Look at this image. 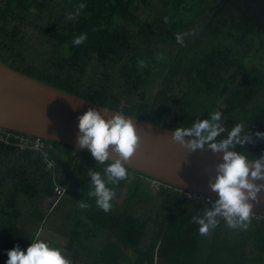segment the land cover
Wrapping results in <instances>:
<instances>
[{"label":"trees","instance_id":"obj_1","mask_svg":"<svg viewBox=\"0 0 264 264\" xmlns=\"http://www.w3.org/2000/svg\"><path fill=\"white\" fill-rule=\"evenodd\" d=\"M0 59L174 130L218 123L211 143L240 125L227 151L264 161V0H0ZM46 141L50 166L42 152L0 141V264L36 239L72 264H264V216L251 212L247 230L234 217L232 227L223 213L208 216L218 200L186 198L126 165L128 179L113 185L111 160ZM92 172L116 193L107 213L91 194ZM148 178L167 186L155 190ZM55 185L65 189L51 207Z\"/></svg>","mask_w":264,"mask_h":264},{"label":"water","instance_id":"obj_2","mask_svg":"<svg viewBox=\"0 0 264 264\" xmlns=\"http://www.w3.org/2000/svg\"><path fill=\"white\" fill-rule=\"evenodd\" d=\"M90 109L100 112L106 119L122 112L38 80L0 59V127L91 152L79 144L83 135L79 118ZM122 113L133 121L140 137L139 147L125 162L127 167L220 200L212 185L221 174L219 166L225 163V151L214 150L208 141L193 149L189 145L195 137H185V143H180L173 139L174 129ZM113 149L114 146L109 149L111 161L119 158ZM247 161L250 171L255 170V162ZM261 173L264 175V168ZM248 180L260 190L255 199L249 195L247 203L252 205V212L264 216V178L253 179L249 174Z\"/></svg>","mask_w":264,"mask_h":264},{"label":"clouds","instance_id":"obj_3","mask_svg":"<svg viewBox=\"0 0 264 264\" xmlns=\"http://www.w3.org/2000/svg\"><path fill=\"white\" fill-rule=\"evenodd\" d=\"M85 5L81 4L80 8ZM179 39V34H177ZM87 39V34H82L75 38L73 43L81 45ZM221 113L214 112L211 116V121L217 122L220 120ZM79 129L83 135L79 138L80 146L87 147L91 151V155L99 164H104L110 161V147L114 146V152L119 155L104 169L108 183L113 185L119 184L121 180L128 179V169L125 162L128 161L139 147L140 137L133 121L127 118L122 112H117L110 118H105L96 110H88L79 118ZM241 126L237 125L230 133L227 140L220 144L211 143L210 146L214 150L225 151L224 161L221 164L220 175L216 183L212 185L214 191H217L220 200L215 212H209L208 216L213 217L217 213H223L228 219L230 226L235 227L236 221L234 217L239 218V222L244 224L247 230L251 223L249 217L252 212V205L247 203L249 195L255 199L256 193L260 188L250 183L248 180L249 174L253 179L264 178L261 169L264 168V161L257 160L255 162V170H251L248 166L247 158L236 152L227 151L233 140L238 137L241 132ZM223 131L218 123H210L209 120L195 123L191 128H177L174 131L173 139L180 143H185V137L194 139L189 145L193 149L202 147L205 141L212 142ZM18 132V131H17ZM206 133V134H204ZM239 142V141H237ZM91 179L95 187L94 193L97 197L96 203L104 212L112 210V200L116 193L114 190L106 186L105 180L101 178L99 172H92ZM249 190L248 194L243 190ZM85 208L88 205H80ZM248 223L245 224L244 222ZM214 224L215 221H210ZM202 225L199 229L201 234H206L209 230V224L200 221ZM8 259L6 264H72V261L66 257L60 249L52 247L50 243L36 239L24 251L19 245L7 251Z\"/></svg>","mask_w":264,"mask_h":264},{"label":"built area","instance_id":"obj_4","mask_svg":"<svg viewBox=\"0 0 264 264\" xmlns=\"http://www.w3.org/2000/svg\"><path fill=\"white\" fill-rule=\"evenodd\" d=\"M0 141L5 143H11L17 145L20 149H32L37 152H42L45 156V159L48 163V166H50L53 162L48 156V151L52 148V145L48 143L46 140H44L41 137L25 134L13 130L6 129L4 127H0ZM156 181V180H155ZM158 186H167L165 183H162L161 181H156ZM172 189L178 190L181 195H183L186 198H192L196 200H203L207 203H212L213 198L202 195L196 191H184L182 189L174 188ZM180 188V187H179ZM64 187L55 185L54 187V193L52 195H49L48 197V204L52 207L54 206L62 197L64 193ZM253 213V212H252ZM252 215V214H251Z\"/></svg>","mask_w":264,"mask_h":264},{"label":"rangeland","instance_id":"obj_5","mask_svg":"<svg viewBox=\"0 0 264 264\" xmlns=\"http://www.w3.org/2000/svg\"><path fill=\"white\" fill-rule=\"evenodd\" d=\"M148 183L151 184V187H153L155 190L158 189L160 186L156 183L155 180H150L149 178L147 179ZM47 231L41 230L39 233L40 235H45Z\"/></svg>","mask_w":264,"mask_h":264}]
</instances>
